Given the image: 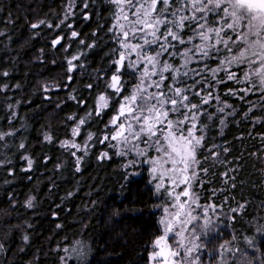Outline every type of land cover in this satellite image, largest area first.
Segmentation results:
<instances>
[{
	"label": "trees",
	"instance_id": "16d2710c",
	"mask_svg": "<svg viewBox=\"0 0 264 264\" xmlns=\"http://www.w3.org/2000/svg\"><path fill=\"white\" fill-rule=\"evenodd\" d=\"M68 2L0 0V264H61L64 248L78 240L86 248L76 264H147L160 233L154 184L144 167H127L100 143L136 78L125 65L116 98L100 78L116 71L115 5L74 0L66 19ZM221 75L219 95L236 112L224 124L201 116L194 185L200 202L217 210L218 243L237 249L239 264H264V110L253 103L262 93L232 95L235 85ZM44 80L56 82L45 91ZM102 94L110 102L97 115ZM80 119L79 139H94L77 166L61 143ZM102 151L109 158H99Z\"/></svg>",
	"mask_w": 264,
	"mask_h": 264
},
{
	"label": "snow or ice",
	"instance_id": "6c2138e0",
	"mask_svg": "<svg viewBox=\"0 0 264 264\" xmlns=\"http://www.w3.org/2000/svg\"><path fill=\"white\" fill-rule=\"evenodd\" d=\"M111 2L119 9L114 13L116 20L114 30L115 38L122 50L113 49L118 56V59L113 62L117 67L107 87L114 89V94L122 91L120 73L121 69L125 68L126 60L127 67L140 71L141 76L131 93L123 98L116 110V115L110 120L113 126L111 131L108 135H104L100 142L108 141L112 149H117L116 154L122 157L131 152L147 157L145 149L154 150L158 155L148 158L146 162L151 164L153 177L159 181L156 184V190L159 192L164 189L165 194L176 202L172 207L183 210L185 203L181 202V196L189 197L190 195L188 189L197 177L196 153L201 149L203 141V136L195 134L196 121L202 105L208 103L211 98V93L201 85V92L208 94L201 95L197 92L196 95L201 101L200 105H197L190 103L189 96L185 94L189 88L171 86L168 92L172 95H167L163 91H149L148 89L153 86L156 89L161 88L165 72H174L183 77L190 75L188 70L181 73L180 68L162 62L160 56L165 52L172 55L169 49L176 47L175 44L170 43L169 37L179 44L186 43L181 38V30L187 27L195 37L199 38L200 44L193 45L181 54L184 57L185 69L196 53H199L200 58L208 60L215 56L219 71H223L228 80L242 82L231 68L245 65L246 70L242 71L243 81L248 83L245 91L252 89L264 92V0H111ZM73 4L74 0H70L69 13ZM157 5L161 7L158 9ZM210 13L215 15L209 17ZM40 23L43 24L44 21ZM31 26L36 28L39 25ZM162 27L163 33L160 31ZM71 35L75 37L78 33L73 31ZM131 40H139L140 43H132ZM60 42L58 38L53 41V44H60ZM153 44L157 45L159 51H156L155 55H149V46ZM133 53L136 54L135 60L131 59ZM229 53H231L230 56H228ZM221 55L226 58L220 60ZM75 59L77 57L74 56L72 60ZM72 60L68 61L69 72L76 67ZM140 64L144 67L140 68ZM191 71L196 72L194 69ZM153 76H159V80H152ZM215 76L216 70H212L213 80ZM205 83H211V81L207 80ZM216 99L219 98L216 97ZM108 106L109 98L99 95L96 114H102ZM181 109L184 111L181 112ZM219 111L224 112V108H220ZM171 113H180L183 119L177 118L174 121L170 117ZM79 123L84 124L85 120L81 119ZM185 124L188 125L187 129L184 127ZM199 130L202 132L203 126ZM78 131V128L73 129V134H78ZM45 139H51V137H45ZM142 143L144 148L140 147ZM65 144L70 148L79 147L74 142L66 141ZM221 150L226 151V149ZM72 154L75 155V153ZM107 156V152L101 153L102 158ZM214 159L221 162L219 155L214 154ZM135 162L130 161V163ZM31 165L32 162L29 160L28 167L30 168ZM166 178L172 185L171 189L165 188ZM180 185L185 186L184 190L177 193L176 188ZM27 206H33L32 200L27 201ZM164 211L169 213V208L165 207ZM181 215V211H175L160 220L164 226L163 235L155 240L156 250L151 253V259L157 261V264H175L172 258L180 256V252L173 251L167 243L169 234H172L171 238L178 247H183L182 240L177 241L175 238H182L183 225L196 219V216L188 213V219L182 220ZM174 223H179L181 227L175 229ZM195 247L194 244L186 251L191 254ZM77 255L80 253L77 252Z\"/></svg>",
	"mask_w": 264,
	"mask_h": 264
},
{
	"label": "rangeland",
	"instance_id": "374dc122",
	"mask_svg": "<svg viewBox=\"0 0 264 264\" xmlns=\"http://www.w3.org/2000/svg\"><path fill=\"white\" fill-rule=\"evenodd\" d=\"M69 3H70V0L66 4V11L68 13V16L66 17V19L68 17H70L69 15H70L72 8H73V7L71 8V11L69 13ZM73 6H74V4H73ZM157 7L159 9L161 6L157 5ZM176 7H179V5H176ZM118 11H119V9L115 5V12H118ZM214 15H215L214 13H210L209 17H212ZM115 24H116V20L114 18V23H113V27H112V30L114 33H115V30H114ZM193 27H195V25H193ZM160 31H161V33H163L164 28L162 27L160 29ZM58 38L61 39V37H57L56 39H58ZM181 38L184 39L186 43L179 44L177 41H172L171 38L169 37L170 43L175 44L176 47L169 49V52H171L172 55H169L168 52H165L164 54H162L160 56V60L162 62H166V63L171 64L175 68H180L181 73H183L185 70H188L190 72V75L188 77H183V75L178 76L174 72H170V71L165 72L164 73L165 79H164L163 83L161 84V88L156 89L155 86H153V87H150L148 90L149 91H163L167 95H172L170 92H168V89L171 86H180V87L189 88V91L185 94L189 96L190 103L200 105V103H201L200 97L197 96L196 93L200 92L201 95H207L208 93L201 92V85H203L205 88H207L208 92L211 93V98L209 99L208 103L203 104L201 107V111L199 113V118L196 121L197 129L194 130L195 134L197 136H204L205 127L203 126L202 132L199 130L201 127V123H200L201 116H203L204 114H207L208 120L215 117V115L219 116L220 122L222 124H224V122L229 117L233 116L234 113L236 112V109L232 107L230 102L228 100H224L219 95V91L217 89V84H218V77L220 74H222L221 75L222 80H223L222 82L231 81L235 85L233 90L227 91V92L230 91V93L232 95L240 96V92H244L245 94H248L249 92L262 93L260 95V97L255 98L253 103H254V106H256L260 110V112L262 110H264V92H261L259 90H252V89L245 91V89L248 88V83L243 81V75H242V71L246 70L245 65H239L238 67L233 66L231 68V71L235 72L238 79L242 82H237V80H228L226 78L225 73L223 71H219V64H218L217 58L215 56L212 59L208 60V59L200 58L199 53H196V55L191 59V61L187 65V69H185L184 57L181 54L184 53L187 49L192 48L193 45L200 44V40L198 37H195L193 32L189 31L187 27H185L181 30ZM53 41H52V43H53ZM131 42L132 43H140L139 40H131ZM116 49L122 50L120 44L118 43V40H117ZM156 51H159L157 45L153 44V45L149 46V50H148L149 55H155ZM230 55H231V53L228 54V56H230ZM175 56H177V59H175ZM75 57H78V56L75 55ZM72 58H70L69 60H72ZM225 58L226 57L224 55H221L219 57L220 60H223ZM117 59H118V56H116L115 60H117ZM131 59L132 60L136 59L135 53L132 54ZM74 61L75 60H72V63L75 65ZM125 65L127 66V60L125 62ZM69 67H70V65H69ZM143 67H144V65L140 64V68H143ZM129 69L131 70L132 74H134L136 76V78H135V83H134L133 87H131V89L129 90V93L127 95H129L131 93L132 89L139 83V79L141 76L140 71H136L132 68H129ZM193 69L196 70L195 73H192L191 70H193ZM212 70H216V76H215L214 80L212 79ZM110 77H111V75L108 76V78L104 79V75H101L100 78H103V80L108 85V83L110 82ZM152 80H159V76H153ZM207 80H210L211 83H205V81H207ZM177 81H179V83H177ZM55 82L56 81H53V80H51V81L50 80H44V81H42L41 84L44 86L45 91H49L52 88V86H54ZM121 83H122V85H124L122 82V77H121ZM145 83L147 85L148 82L146 81ZM109 89H111V88H109ZM111 90L114 91V89H111ZM122 91H123V87H122ZM121 92L119 94H115V98L117 96H119L121 94ZM127 95H124L121 98L120 103L122 102L123 98ZM216 97H218L219 99H216ZM109 102H110V100H109ZM120 103L118 105V108L120 106ZM220 108H224V112H220L219 111ZM183 111L184 110L181 109V112H183ZM96 112H97V102H96ZM115 115H116V113L113 116H115ZM170 117L174 121L177 118L183 119V117L180 115V113H171ZM79 121L73 127V129H77V128L79 129L78 134L74 135L73 129H72L71 137L67 140H63V142L61 143L62 148L70 151V154L74 157L77 166L80 165V162L82 159L81 154L87 153V151L92 147L93 139H94L92 134H89L85 139H82V141L79 139L80 126L82 125L79 123ZM112 127L113 126L111 125V123L109 121V124L107 125V127H105L106 131L100 137V141L102 140L104 135L109 134ZM184 127H185V129H187L188 125L185 124ZM89 136H91V139H89ZM66 141L70 142V143L74 142L77 145H79V147L70 148V147L66 146V144H65ZM103 143L107 145V148L113 150V152L116 154L117 149H112L110 147L108 141H104L101 144H103ZM112 143H116V142L112 141ZM140 147L144 148L145 146L142 143L140 145ZM145 151L147 152V157L138 156L136 152H131L124 157L127 159V163H126L127 167H130V166L139 167V166H141V167H144L145 170H147V172L150 175V179L154 184L155 192L157 195V200H158L157 211L159 213L158 217H159L160 233L153 240V242L150 246L147 264H157V261H154L151 259V253L154 250H156L155 245H154L155 240L158 237H160L161 235H163L164 226L160 223V220L164 216L169 215L170 213H174L175 211H181L182 212V215H181L182 220L188 219V216H187L188 213H191V215L196 216V219L192 220L191 223H186L183 225L184 236L182 238L181 237L175 238L177 241L182 240L183 247H178L174 243L173 239L171 238L172 234L171 233L169 234V239L167 240V243L169 244V246L172 247L173 251L178 250L180 252L179 257L172 258L175 261V264H227L228 262H231V263L237 262V264H239L241 262L239 260L240 256L237 255V253H239V251L237 249H234V251H230V248L228 247V245H229L228 242L224 241V242L218 243L220 241L221 237H223V235H222V233L218 232V229L220 226L217 223L218 214L215 213V211H217V210H216L215 206H213L212 204H203L200 202L199 197H198V193H197V189L195 188V185H194V182L196 179H194L192 181L191 187L188 189L189 193H190L189 197L181 196V202L185 203L184 209L183 210L174 209L172 206L175 205V203H176L175 200H172L168 195H166L164 192V189H161L159 192H157L156 184L159 181L157 179H154L153 174L151 172L152 166L150 163L146 162L148 158L154 157L158 154L154 150L145 149ZM104 152L108 153L107 158H109V156H110L109 152L108 151H102V153H104ZM72 153H75V155H73ZM26 158H27V165H28V161L30 159L27 156H26ZM99 158L102 159L101 154H100ZM130 161H136V162L130 163ZM196 171L198 173L197 166H196ZM189 175H191V172H189ZM171 187H172V185L167 181V178H166L165 188L171 189ZM184 187H185L184 185H180L179 187L176 188V192L177 193L182 192L184 190ZM165 207L169 208V213H166L164 211ZM170 219H171V216H170ZM173 227L175 229H179L181 227V225L179 223H174ZM194 244L196 245V247L193 248L192 253L189 254L186 250L188 248H192V246ZM85 248H86L85 244L81 240L75 241L72 245L66 246L64 248L63 254H62L61 259H60L61 264H70V261H73L75 264L78 263V260H81L83 258V256L85 255ZM77 252H79L80 255H77Z\"/></svg>",
	"mask_w": 264,
	"mask_h": 264
}]
</instances>
